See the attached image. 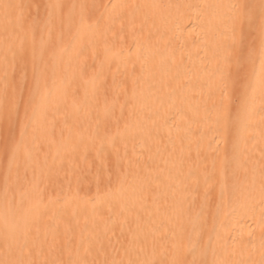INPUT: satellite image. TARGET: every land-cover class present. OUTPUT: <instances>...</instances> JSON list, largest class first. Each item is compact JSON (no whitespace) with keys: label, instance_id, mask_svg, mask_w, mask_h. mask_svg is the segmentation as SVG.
Returning a JSON list of instances; mask_svg holds the SVG:
<instances>
[{"label":"bare ground","instance_id":"bare-ground-1","mask_svg":"<svg viewBox=\"0 0 264 264\" xmlns=\"http://www.w3.org/2000/svg\"><path fill=\"white\" fill-rule=\"evenodd\" d=\"M0 264H264V0H0Z\"/></svg>","mask_w":264,"mask_h":264},{"label":"rangeland","instance_id":"rangeland-1","mask_svg":"<svg viewBox=\"0 0 264 264\" xmlns=\"http://www.w3.org/2000/svg\"><path fill=\"white\" fill-rule=\"evenodd\" d=\"M260 18V17H259ZM260 34H259V32H252L251 33V37H258ZM254 39H251V40H249L248 42H247V44H246V49H247V51H249L250 50V48L254 45ZM252 78H253V76H252ZM252 80V79H251ZM16 118H18V117H16ZM235 126H234V129H233V131H232V133L233 134H238L241 130H242V128H243V124H242V122L241 121H239V120H237L236 122H235V124H234ZM28 125L27 124H25V127H27ZM28 129V132H30V130H29V128H27ZM18 133H19V130L18 129H14L13 130V135H14V137H16L17 135H18ZM31 133V137H32V139L33 140H35V136H34V133H32V132H30ZM127 157V155L125 154V156L123 157V159L124 158H126ZM47 158V157H46ZM122 164H125L126 165V162L125 161H122ZM107 174L110 176V175H112V173H114L115 172V167L113 166V161H112V159L110 158L109 160H108V163H107ZM24 171H25V169H24ZM26 174V173H25ZM226 179L227 180H230L231 179V176H226ZM84 180H83V178L81 179V182H80V184L82 185V184H84V182H83ZM112 184H110L109 186H107L104 190L105 191H107V193H109V194H111V192H112ZM2 187H3V185H2ZM83 196L84 195V193H83V191H82V193L80 194V196ZM98 195H99V192L97 191V190H95L94 188H90L89 189V196H90V204H92V206H95L96 205V202H97V198H98ZM89 204V205H90ZM94 211V210H93ZM108 223H110V222H108ZM86 233H87V231L86 230H84L83 231V233H82V236H84V235H86Z\"/></svg>","mask_w":264,"mask_h":264}]
</instances>
